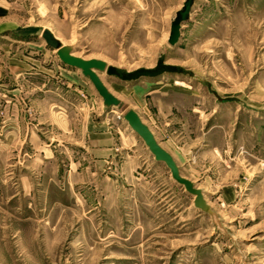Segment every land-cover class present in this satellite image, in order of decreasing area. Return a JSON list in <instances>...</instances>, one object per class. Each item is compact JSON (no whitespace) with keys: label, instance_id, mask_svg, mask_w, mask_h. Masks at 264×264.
I'll return each mask as SVG.
<instances>
[{"label":"rangeland","instance_id":"obj_1","mask_svg":"<svg viewBox=\"0 0 264 264\" xmlns=\"http://www.w3.org/2000/svg\"><path fill=\"white\" fill-rule=\"evenodd\" d=\"M184 1L0 0V264H264V0H197L168 46ZM61 45L127 71L166 48V64L204 84L98 73L120 102L106 109L58 60ZM128 110L210 213L153 159ZM99 133L113 157L88 152Z\"/></svg>","mask_w":264,"mask_h":264},{"label":"water","instance_id":"obj_2","mask_svg":"<svg viewBox=\"0 0 264 264\" xmlns=\"http://www.w3.org/2000/svg\"><path fill=\"white\" fill-rule=\"evenodd\" d=\"M196 1L197 0H185L181 9L175 13L170 22L169 35L167 38L168 46H174L177 43L180 36L181 25L189 19L190 12ZM44 35L48 39H51L47 31H45ZM165 53L166 48H163L156 64L151 68L141 67L133 71H127L124 68H116L108 65L102 60H86L76 57L72 54V49L69 46L61 45L56 48L58 60L65 66L79 70L81 74L89 80L97 95L101 98L103 107L106 109L116 108L120 105V102L106 89L98 73H104L107 77L123 83H134L141 79L153 80L163 75H178L204 84V80L189 69L166 64L164 62ZM123 120L143 142L153 159L158 163H162L167 168L171 179L182 187L187 194L193 197L194 207L202 212L210 213L207 204L202 198V191L196 188L191 181L180 175L179 169L171 155L156 142L152 132L142 123L139 116L133 110H128L125 112Z\"/></svg>","mask_w":264,"mask_h":264},{"label":"crops","instance_id":"obj_3","mask_svg":"<svg viewBox=\"0 0 264 264\" xmlns=\"http://www.w3.org/2000/svg\"><path fill=\"white\" fill-rule=\"evenodd\" d=\"M107 142H108L107 135L105 133H103V134L99 133L93 137L88 136L87 150L90 153L93 152V154H95L97 157H99V156H102V157L103 156H111V157H113V155L117 152V149L113 148V147H110V148L105 147V146L102 147L103 145H101V144L105 145ZM91 146H93V148ZM120 149H122V146H120ZM46 154L48 157L52 156L51 150H47ZM99 154H102V155H99Z\"/></svg>","mask_w":264,"mask_h":264}]
</instances>
